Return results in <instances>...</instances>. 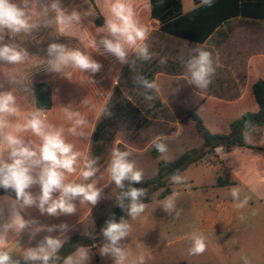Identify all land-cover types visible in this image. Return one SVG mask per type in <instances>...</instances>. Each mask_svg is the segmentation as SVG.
<instances>
[{"label": "clouds", "instance_id": "clouds-1", "mask_svg": "<svg viewBox=\"0 0 264 264\" xmlns=\"http://www.w3.org/2000/svg\"><path fill=\"white\" fill-rule=\"evenodd\" d=\"M84 3L87 4L88 0H84ZM199 6L212 7L213 0H200V5L194 7ZM105 7L107 15L104 16V24L97 28L98 35L91 41L95 52L110 55L121 65L134 64L135 59H130L132 54L141 61H151L155 54L150 52L146 43L149 30L138 19L132 0H105ZM144 7H151L147 0ZM49 12L54 13V17L48 18ZM83 19L78 8L69 9L62 4V0H0V63L20 65L30 58L27 50L18 43H3L5 35L15 41L17 37H31L41 28L47 29L53 25L62 35H66L74 26H82ZM47 56V71L63 74L69 80L72 73L66 69L96 74L103 67L79 48H69L60 43L49 44ZM166 62L167 58L162 57L160 63ZM181 62L186 81L195 88L207 89L216 74L212 53L196 46L190 50L187 59L181 57ZM6 77L10 83H21L14 73H7ZM134 82L143 89L142 95L149 106L159 98L161 87L155 80L139 75L135 76ZM24 90L32 91L28 88ZM88 107L95 112L97 119L113 115L107 105L89 104ZM62 113L69 124L66 129L49 122L47 111L43 108L22 113L13 91H0V188L14 192L15 201L19 205V208L11 211L9 220L0 224V264H22V261L24 264H88L89 248L77 246L74 252L61 257L59 252L66 240L51 235L45 236L36 247L26 248L19 259L14 258L7 248L9 231L16 234L27 231L30 240L41 231L52 233L59 229L61 236L68 231L66 223L43 226L38 225L34 219L26 220L21 210L34 206L41 214L49 216L73 215L77 212L75 201L95 206L102 198L103 188L97 187L96 179L100 171L99 157L76 151L74 145L65 138L67 132L74 137L90 140L84 131L89 120L80 111L73 110L71 105L63 107ZM13 118L17 119L14 125ZM28 132L39 139V144L21 135ZM257 132L258 127L246 120L241 137L245 143H252ZM153 147L161 154L168 150L167 145L161 142L153 141ZM216 151L220 152L221 148ZM130 156V151L113 148L105 171L110 182L120 190L116 195L117 206L135 221L148 207L144 203L148 189L132 186L142 181L143 173L136 169ZM78 170L81 182L70 181L68 175L76 174ZM165 179L173 185L187 187V177L179 170L168 174ZM33 186L39 187L38 194L34 195L30 191ZM241 194L239 187L231 188L230 195L236 208H243L249 203V196L241 198ZM179 195L178 191H173L159 202L160 207L169 215L174 214L175 218L180 216V211L176 209ZM132 231V224L124 217L117 221L113 214L107 219L101 229V257L111 258L113 264H146L147 258L143 252L130 258L124 240ZM89 238L95 239V234H89ZM190 239L191 255H200L206 251V237L202 233L193 232ZM243 259L244 264H251L247 257Z\"/></svg>", "mask_w": 264, "mask_h": 264}, {"label": "rangeland", "instance_id": "rangeland-1", "mask_svg": "<svg viewBox=\"0 0 264 264\" xmlns=\"http://www.w3.org/2000/svg\"><path fill=\"white\" fill-rule=\"evenodd\" d=\"M93 3L95 10L89 2L85 4L84 0H62L65 7L78 8L84 17L82 26H74L66 35H62L55 25L47 29L41 28L31 37H17L15 41L5 35L3 43H18L27 50L30 58L20 65L0 63V85H2L0 91H13L22 113L35 111L31 98L32 91L24 89H32L34 83L44 81L51 90L52 104L47 112L49 122L66 129L69 124L64 119L62 108L69 105L89 120L88 127L84 131L90 140L74 137L67 132H65V138L67 142L74 145L76 151L99 157L100 171L96 179L97 187L103 188L102 198L95 206L87 203L80 204L77 200L75 201L77 206L75 214L60 215L58 220L52 219L55 225L62 223L69 225L76 220L77 225L72 229L79 232L76 235L80 233L86 235L93 230L96 220L106 214L116 202V195L120 190L110 182L105 171L113 148L118 147L131 152L130 159L135 162L136 169L143 173L142 181H144L155 175L156 163L159 159L163 161L174 159L176 154L187 150V145L194 142L195 138H199L194 123L186 116L187 112H194L195 108L185 106L187 102L182 98L183 87H181L185 83L183 80L185 69L181 57L187 59L191 49L157 35L152 25L148 23L144 1L132 0L137 9L138 19L149 30L146 43L150 52L155 55L151 61L144 62L136 59L132 54L130 59H135V63L121 65L114 57L101 55L92 47L91 41L98 35L97 28L103 26L104 16L107 15L105 0H93ZM97 14L102 18L101 26H97L94 21ZM52 17L54 13L49 12L48 18ZM51 43L79 48L91 55L103 67L96 74L66 69L65 71L72 73L70 80L63 77V74L48 72L47 47ZM162 57L167 58L166 64L160 63ZM7 73H14L21 83H10L6 77ZM139 75L155 80L161 87L159 98L152 102L151 106L142 95L143 89L134 82L135 76ZM87 95L93 97V104L107 105L113 115L99 119L96 115L91 117L87 108ZM247 108L246 106L244 109ZM219 111H222L224 116L229 114L222 108ZM92 113L95 114L94 111ZM262 133H264V126L258 127L256 135ZM153 141H160L167 145V152L160 154L158 159H153L149 155ZM33 142L39 144V139L34 136ZM210 156L212 154L207 155L198 163L216 166L217 163ZM198 163L190 164L191 166L188 165L186 170L180 172L187 177V181H191L187 187L168 182L172 192L180 193L176 200V209L180 211L178 218H175L174 214L169 215L160 207L161 200L157 199L160 191L150 196L146 211L137 220L133 221L130 217L128 218L133 231L124 243L128 245L130 258L137 254L135 248L139 241L135 239L142 238V244L160 248L157 254H164L163 259L165 260L163 261L166 264H181L182 262L185 264H220L219 259L216 258V253H220V250H217L212 238L207 234H203L206 237V251L200 255L189 253L192 246L191 232L200 230L202 211L209 204L205 200L213 201L215 196L223 195L219 189L206 186L212 183L214 172L202 169L197 165ZM74 175H77V182H81L79 170L76 174H69L68 178ZM203 185L204 188H202ZM182 209L187 212L182 213ZM185 233L190 235L189 238L182 242L175 241ZM102 243L103 240L94 247V250L90 249L88 264H113L111 258L101 257L99 254V247ZM166 243L170 245L166 246Z\"/></svg>", "mask_w": 264, "mask_h": 264}, {"label": "crops", "instance_id": "crops-1", "mask_svg": "<svg viewBox=\"0 0 264 264\" xmlns=\"http://www.w3.org/2000/svg\"><path fill=\"white\" fill-rule=\"evenodd\" d=\"M147 2L151 5L145 8L147 20L157 35L186 48L200 46L212 53L216 74L208 88H195L185 76V83L181 86L182 98L187 102L185 106L195 108L193 113L201 119L204 128L210 134H226L230 122L245 113H256L258 108L251 97L250 87L255 81L264 79V0H213L212 7H194L200 5V0H179L180 15L166 21L162 18L172 12L171 0H164V4H159L158 0ZM89 104H93V97L87 95L88 112L94 117ZM246 106L248 108L244 109ZM221 108L229 114L222 115ZM16 122L17 119L13 118L12 124ZM21 135L33 141L34 135L30 132ZM201 144L197 137L186 148H199ZM216 149L210 156L216 166L198 162L197 165L214 172L212 183L206 186L219 189L223 195L215 196L213 201L205 200L209 204L202 211L197 233L212 238L217 250H220L216 253L220 264H244V257L251 264H264V133L256 135L252 143H244L242 147L227 151L221 148L220 152ZM182 153L176 154L174 159ZM68 179L77 182V175ZM190 182L186 181L187 184ZM232 187L241 189V198L249 196L245 207L234 206L230 195ZM30 191L38 194L39 187L33 186ZM17 208L19 205L14 198L0 195V224L7 222L11 211ZM21 215L43 226L55 225L52 219H59V216L41 214L34 206L21 210ZM76 225L77 221L73 220L63 236L57 229L52 233L41 231L31 240L27 231L20 234L9 231L7 248L14 258L19 259L26 248L36 247L47 235L65 240L76 235L79 232L72 230ZM189 236L185 233L175 241L182 242ZM135 240L139 241L136 255L143 252L146 264H166L164 254H157L159 247L142 244V238Z\"/></svg>", "mask_w": 264, "mask_h": 264}, {"label": "trees", "instance_id": "trees-1", "mask_svg": "<svg viewBox=\"0 0 264 264\" xmlns=\"http://www.w3.org/2000/svg\"><path fill=\"white\" fill-rule=\"evenodd\" d=\"M89 4L95 10L93 0H88ZM164 0H158L159 4H164ZM172 12L167 14L162 21L172 19L180 15L179 0H171ZM97 26L102 24V18L97 14L95 18ZM250 94L258 111L256 113H245L238 120L231 122L228 126V133L226 134H210L203 126L201 119L193 112H187L186 116L194 123V128L202 144L199 148H191L185 150L179 157L171 161L158 160L156 163V173L153 177L141 181L140 183H133L132 186L136 188L148 189V194L144 198V203L150 202V196L157 191H160L157 199L161 200L171 194V189L168 186V182L165 177L172 172L179 170L182 172L188 165L194 164L202 160L207 155L213 154L215 148L221 147L224 150H230L233 147L244 146L243 139L241 137V131L246 120L251 121L257 127L264 126V79L255 81L250 87ZM31 98L34 108H43L47 112L51 108V90L46 83H34L32 86ZM149 155L153 159H158L160 153L157 152L153 145L149 150ZM229 185V183H226ZM0 195L8 196L15 199V193L11 190H4L0 188ZM115 215L117 221L121 217L128 219L126 212L117 206V201L112 208L103 216L99 217L94 225V229L91 233L86 235H73L66 239L64 246L61 248L59 255L66 257L75 251L77 246H85L90 249L103 240L101 229L105 225V221L112 215ZM89 234H95V239H90ZM22 264L24 262L22 261Z\"/></svg>", "mask_w": 264, "mask_h": 264}]
</instances>
